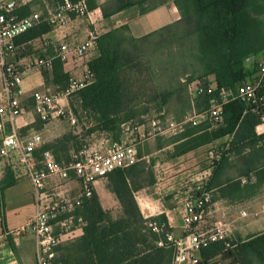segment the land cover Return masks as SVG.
Returning a JSON list of instances; mask_svg holds the SVG:
<instances>
[{"label": "trees", "instance_id": "1", "mask_svg": "<svg viewBox=\"0 0 264 264\" xmlns=\"http://www.w3.org/2000/svg\"><path fill=\"white\" fill-rule=\"evenodd\" d=\"M177 4L182 15L178 25L141 39L134 38L127 26L98 37V56L89 63L93 82L76 94L70 104L73 108L74 99L79 101L81 112L73 110L79 122L80 113L87 115L86 129L121 142L127 125L139 122L143 126L142 119L152 112L163 119L172 117L177 123L183 122L192 110L188 85L200 81L208 86L209 77L214 75V96H219L221 90L233 93L223 105L222 122L186 125L162 148L172 146L173 157H180L230 138L222 147L223 155L212 175L190 196L198 197L208 191L212 192L213 202L227 197L234 198L231 202L240 201L264 187V135L256 131L264 117V106L248 105L234 98L237 89L250 78L247 61L264 53V0H179ZM30 11L23 9L22 16ZM42 25L17 38L16 44L50 31L48 24ZM42 73L48 83L56 86V91L67 87L70 76L61 59ZM211 97L206 94L197 98L198 112L210 107ZM51 148L45 145L36 150L38 169L44 168V154ZM233 157L242 164L241 176L222 184L220 173ZM139 165L117 169L109 175L108 188L121 204L123 217L115 219L104 210L95 191L90 198L82 199L71 216L76 223L81 220L84 234L58 247V264H172L174 248L158 245L159 236L146 226L135 198L141 188L154 184L137 183L134 173ZM251 175L256 181L243 184L242 177ZM156 220L167 222L165 217ZM260 241L262 247L259 243L238 242L236 248L228 250L223 241L213 243L201 250L199 264L231 260L244 263L248 251L264 259V236Z\"/></svg>", "mask_w": 264, "mask_h": 264}, {"label": "built area", "instance_id": "2", "mask_svg": "<svg viewBox=\"0 0 264 264\" xmlns=\"http://www.w3.org/2000/svg\"><path fill=\"white\" fill-rule=\"evenodd\" d=\"M89 1L62 0L54 3V6L44 2L43 8H35L36 0H0V131H7L0 143V161L7 160L9 163L16 161L23 168L35 191L37 208L35 214L22 228V232L33 233L37 237L36 264H58L57 249L64 243L63 236L55 228L58 216L72 214L74 209L82 204L83 198L92 196L95 185L98 182H107L112 172L129 168L140 161L137 146L144 141L142 133L136 141L130 142H113L103 134L97 142L85 145L73 153V161L65 166L57 162L51 151L46 152L42 163L44 168L40 170L37 168L35 152L43 145V137L40 134L22 136L16 128L17 121L24 111L22 97L25 92L22 84L26 70L9 62L16 51L15 40L44 23L51 29L58 30L76 20L87 19ZM26 8H30L31 11L28 15L22 16V11ZM97 40L96 35H91L78 46L70 47L63 44L58 50L59 57L66 61L68 54L73 53L77 59L82 60L95 48ZM43 43L51 45L50 41ZM34 66L38 70H50L53 62L52 59H36ZM93 78L92 72L87 68L81 77L71 75L67 87L61 91H34L31 98L40 120L47 124L54 119H60L71 127H77L79 120L70 101L91 85ZM216 90L217 86L211 83L208 86L202 85L199 81L189 84L191 115L185 117L181 123L168 119L164 125L160 119L152 120L151 124L157 132L153 136L171 132L175 135L186 125L197 126L206 121L221 123L223 105L233 93L221 90L219 96H214ZM206 94L212 95L210 107L198 112L195 101L199 96ZM234 98L241 99L248 105L264 106V63L259 64L256 77H250L242 83ZM262 120L264 122V117ZM142 127L144 126H138L136 129L140 131ZM222 155V151L208 152L209 159L214 164L206 176L207 179L212 175L215 164L220 161ZM73 177L81 186V195L77 200L66 202L47 194V185L52 183L54 178L68 181ZM206 180L205 176L198 179L197 189H200ZM188 189L190 192L194 191L193 187ZM215 203L212 200V192L203 191L198 197L189 196L184 203L181 236H176L167 222H159L153 217L145 218L148 229L159 236L158 245L174 248L172 264H199L201 250L220 241L225 242L226 250L239 245L231 238L229 224L222 222L216 214ZM241 215L247 217L248 213L242 211Z\"/></svg>", "mask_w": 264, "mask_h": 264}, {"label": "crops", "instance_id": "3", "mask_svg": "<svg viewBox=\"0 0 264 264\" xmlns=\"http://www.w3.org/2000/svg\"><path fill=\"white\" fill-rule=\"evenodd\" d=\"M178 1L90 0L87 19L76 20L58 30L50 28L49 32L43 33L39 38L26 43L16 44V39V51L10 57L9 62L26 70V77L22 84V89L25 92L22 97L24 111L16 124L18 132L22 136L40 134L43 137L42 146H45L53 139L62 137L67 131L63 129L66 122L60 119H54L47 124L42 122L35 112L34 105L31 104V96L34 91L54 92L57 90L53 83L46 81L42 73L43 70H38L34 66L36 59H52V62H54L56 59H61L58 54L61 45L78 46L87 41L91 35L100 37L124 26L130 29V33L134 38L141 39L168 26L178 25L182 19L177 4ZM44 2L50 3L52 6L56 3L52 0H36L35 8H38L37 4H43ZM43 26L45 25L41 27ZM43 41H50L51 45H45ZM97 56L96 45L82 60L77 59L73 53H70L66 61L62 59L61 61L64 63L65 73L69 76L81 77L85 70L89 68V63ZM261 63H264V53H260L247 61V71L251 78L257 76L258 67ZM36 76L39 77L35 82L36 87L26 84V79ZM209 83L217 86L214 75L209 77ZM256 131L258 135H264L263 120L257 126ZM139 133H142V131L140 130ZM6 134L7 131H0V143ZM225 140L228 144L230 138L215 141L180 157L154 162L153 165L150 159L152 154L142 156L141 160L146 159L153 168L160 169L154 184L145 186L135 193L143 217H165L176 236H181L182 218L185 213L184 203L191 194L190 189L185 187H188V183L195 182L203 176H205V180L207 179L206 176L211 169L207 162L209 160L207 152L217 143ZM166 149L173 151V147L170 146L158 149L156 153H161ZM242 170V164L238 163L235 157L231 158V164L226 166L220 173L222 184L227 180L240 178ZM255 181L254 175H251L250 178L242 177L243 184L254 183ZM8 184L11 185L8 186ZM94 191L98 195L104 210L111 212L112 215L121 213L119 201L105 185V182H98ZM46 192L49 196L61 201L73 202L80 197L81 186L74 177L68 181L54 178L53 182L47 185ZM215 192L219 195L218 188H215ZM231 199L234 198H220L215 203L216 214L219 219L229 224L231 238L245 244L259 243L262 247L260 239L264 236V187L256 194L245 197L240 201L231 202ZM36 208L35 191L23 168L16 161L9 163L7 160H1L0 264H36L37 237L33 233L22 232V228L27 221L35 214ZM242 211H246L248 216L242 217ZM72 219L74 217L71 214H63L55 220L56 231L63 236L64 243L62 245L72 242L84 234L81 220H78L79 224L77 222L78 225L75 224L71 229ZM245 257L247 259L244 263H234L232 260L227 263L264 264V259L257 258L251 251H248Z\"/></svg>", "mask_w": 264, "mask_h": 264}, {"label": "rangeland", "instance_id": "4", "mask_svg": "<svg viewBox=\"0 0 264 264\" xmlns=\"http://www.w3.org/2000/svg\"><path fill=\"white\" fill-rule=\"evenodd\" d=\"M51 5V4H50ZM52 6V5H51ZM38 8H43L44 4H37ZM34 49V47H32ZM32 49V51H33ZM25 54H26V49H25ZM32 55V54H30ZM36 56H38V54H36ZM38 76L36 77H32L30 79H26V84L32 85L33 87H36L37 84H35L36 80H38ZM200 82V81H199ZM202 85L203 82H200ZM76 99H74L72 105L73 108L78 111L81 112V108H80V103L79 101H75ZM78 100V99H77ZM31 104L34 105L33 100L31 99ZM72 107V106H71ZM173 108H177L176 104H172ZM191 115V110H189L186 113V117ZM80 122L79 125L77 127H71L67 122L64 123L63 125V129L67 130L65 131L64 135L62 137L59 138H55L53 139L50 143H48V146H51L52 148V152L55 156L56 159L59 160V164L61 166H65L70 164L73 161V153L78 152L79 150H81L85 145H90L92 143L97 142L99 139L102 138L103 133L101 132H94L92 133L91 128L90 129H86L88 126V117L87 115H84L82 113H80ZM155 119H160L162 121V124H166L168 119L169 120H173L172 117H167L165 119L161 118L160 116H157V114H155V112L150 113V115L144 117L143 120V126L141 128L142 131V136H144V141L140 144H138V154H140V156H146L148 154H152L150 159H151V164L153 165L154 162L157 163L159 161H165L168 160L170 158L173 157V151L166 149L165 151H162L161 153H156L158 149H161L163 146H166L168 141L170 140V138L174 135L171 133L165 134V135H158L156 137H154L153 135L156 134L157 132L154 130L151 122L152 120ZM174 121V120H173ZM139 122H133L130 123L129 125H127L125 127L126 133L125 136L122 138V141H126V142H130V141H136L141 135H139V130H137L136 128L140 125H138ZM135 130V132H134ZM83 136V137H82ZM107 136V135H106ZM152 138H151V137ZM110 140L112 139L111 136H107ZM154 137V138H153ZM112 141V140H111ZM224 144H227V141H221L219 143H217L214 147L211 148V150H213L214 152H221L222 151V147ZM173 150V149H172ZM208 155V152H207ZM142 158V157H141ZM209 163V167L211 168L213 166V161L212 160H208L207 161ZM139 167L137 168L135 174V180L137 181L138 184L140 185H147L150 182H155V178L157 176V174L159 173L158 170L160 171V169L153 168V166H151V164L146 160L143 159L138 162ZM109 180L107 182H105V185L108 186ZM197 181L195 182H191L188 187L185 188H189V187H193L194 191L197 190L198 187ZM120 205V214L118 215H113L116 218H121L123 217V208ZM78 222V221H77ZM76 223V219H72L71 222V229L72 226H75ZM79 224V222H78ZM77 224V225H78ZM133 225V223H132ZM61 231V230H60ZM234 240V239H233ZM235 242H238L236 240H234ZM217 264H229L225 261H222L221 263H217Z\"/></svg>", "mask_w": 264, "mask_h": 264}]
</instances>
